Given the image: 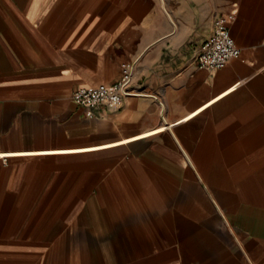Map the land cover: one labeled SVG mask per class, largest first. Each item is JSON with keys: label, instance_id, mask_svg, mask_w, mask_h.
Segmentation results:
<instances>
[{"label": "crops", "instance_id": "1", "mask_svg": "<svg viewBox=\"0 0 264 264\" xmlns=\"http://www.w3.org/2000/svg\"><path fill=\"white\" fill-rule=\"evenodd\" d=\"M0 264H264V0H0Z\"/></svg>", "mask_w": 264, "mask_h": 264}, {"label": "built area", "instance_id": "2", "mask_svg": "<svg viewBox=\"0 0 264 264\" xmlns=\"http://www.w3.org/2000/svg\"><path fill=\"white\" fill-rule=\"evenodd\" d=\"M241 56L239 49L231 36L226 22L218 19L208 40L200 47L196 56V64L200 69L220 70L233 59ZM136 64H131L123 77L111 85H101L98 88L80 89L73 93L72 99L80 107L87 110L99 108L119 109L124 100L130 96L140 95L134 88ZM171 128L170 125H166Z\"/></svg>", "mask_w": 264, "mask_h": 264}]
</instances>
